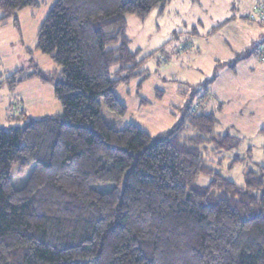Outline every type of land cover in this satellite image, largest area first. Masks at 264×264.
<instances>
[{
    "label": "trees",
    "instance_id": "trees-1",
    "mask_svg": "<svg viewBox=\"0 0 264 264\" xmlns=\"http://www.w3.org/2000/svg\"><path fill=\"white\" fill-rule=\"evenodd\" d=\"M171 1L56 0L51 7L36 49L61 66L62 113L0 127V264H264V166L247 170L245 185L225 176L205 152L236 149L242 138L218 132L222 103L218 112L193 107L217 69L186 83L191 99L162 133L118 129L103 115V105L126 114L117 88L149 76L130 48L128 14L145 21ZM40 5L0 0V20ZM250 53L227 65L236 70ZM34 77L48 81L38 66L4 81L15 90ZM32 164L17 188L14 166L24 173ZM201 176L209 182L200 184Z\"/></svg>",
    "mask_w": 264,
    "mask_h": 264
},
{
    "label": "rangeland",
    "instance_id": "rangeland-1",
    "mask_svg": "<svg viewBox=\"0 0 264 264\" xmlns=\"http://www.w3.org/2000/svg\"><path fill=\"white\" fill-rule=\"evenodd\" d=\"M38 1L40 6L26 7L5 22L0 20V127L62 113L55 94V83L62 79L61 66L36 49L38 30L56 0ZM263 8L264 0H172L164 14L156 9L145 21L128 14L130 48L139 51V60H146L149 76L142 83L136 78L120 84L116 92L128 111L120 115L103 105L108 123L118 129L136 124L151 135L162 133L178 120L179 106L191 99L187 84L202 83L217 69L208 94L202 90L194 97L193 107L218 112L222 103L218 132L238 135L242 144L221 152L212 148L205 155L225 176L245 185L246 171L264 166V58L257 54L258 49L264 53ZM243 12L248 19L241 16ZM228 18L232 19L216 28ZM249 50L252 54L239 61L236 70L227 65ZM218 63L222 65L216 68ZM36 66L48 81L30 78L15 90L4 81L5 75L30 72ZM236 156L243 160L231 166ZM33 166L24 173L14 166L12 180L17 188L23 184L17 179L28 178ZM207 181L206 176L198 179L199 183Z\"/></svg>",
    "mask_w": 264,
    "mask_h": 264
},
{
    "label": "crops",
    "instance_id": "crops-1",
    "mask_svg": "<svg viewBox=\"0 0 264 264\" xmlns=\"http://www.w3.org/2000/svg\"><path fill=\"white\" fill-rule=\"evenodd\" d=\"M201 1V0H200ZM247 6V5H246ZM158 10V9H157ZM160 15V14H159ZM241 16L243 17V18H246V19H248V14L246 13V12H243V14H241ZM229 19V18H228ZM227 20V19H226ZM29 178V177H28ZM28 178H20V179H17V181L16 182H18V183H23L22 185H21V187L22 186H24L25 184H26V180H28ZM208 178V177H207ZM209 179L210 178H208V181H207V183L209 182ZM207 183H200V184H207Z\"/></svg>",
    "mask_w": 264,
    "mask_h": 264
},
{
    "label": "built area",
    "instance_id": "built-area-1",
    "mask_svg": "<svg viewBox=\"0 0 264 264\" xmlns=\"http://www.w3.org/2000/svg\"><path fill=\"white\" fill-rule=\"evenodd\" d=\"M261 16H262V22H264V8L261 10ZM257 54L264 56V53L261 49L257 50Z\"/></svg>",
    "mask_w": 264,
    "mask_h": 264
}]
</instances>
